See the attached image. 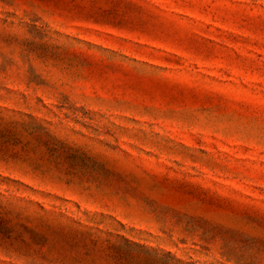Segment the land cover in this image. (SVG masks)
I'll use <instances>...</instances> for the list:
<instances>
[{
  "label": "rangeland",
  "instance_id": "374dc122",
  "mask_svg": "<svg viewBox=\"0 0 264 264\" xmlns=\"http://www.w3.org/2000/svg\"><path fill=\"white\" fill-rule=\"evenodd\" d=\"M0 264H264V0H0Z\"/></svg>",
  "mask_w": 264,
  "mask_h": 264
}]
</instances>
